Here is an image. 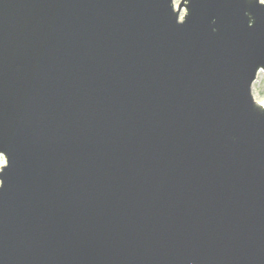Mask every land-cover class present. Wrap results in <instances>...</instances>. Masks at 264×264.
<instances>
[{
  "label": "water",
  "instance_id": "1",
  "mask_svg": "<svg viewBox=\"0 0 264 264\" xmlns=\"http://www.w3.org/2000/svg\"><path fill=\"white\" fill-rule=\"evenodd\" d=\"M264 0H0V264H264Z\"/></svg>",
  "mask_w": 264,
  "mask_h": 264
},
{
  "label": "rangeland",
  "instance_id": "2",
  "mask_svg": "<svg viewBox=\"0 0 264 264\" xmlns=\"http://www.w3.org/2000/svg\"><path fill=\"white\" fill-rule=\"evenodd\" d=\"M179 0H174L175 4ZM252 93L256 100L261 101L264 99V72H260L257 76V79L253 83Z\"/></svg>",
  "mask_w": 264,
  "mask_h": 264
}]
</instances>
